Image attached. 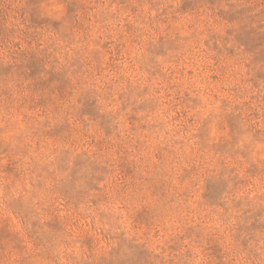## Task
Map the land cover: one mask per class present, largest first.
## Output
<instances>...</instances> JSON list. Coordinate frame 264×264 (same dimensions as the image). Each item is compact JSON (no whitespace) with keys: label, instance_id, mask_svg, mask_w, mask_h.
<instances>
[{"label":"rangeland","instance_id":"rangeland-1","mask_svg":"<svg viewBox=\"0 0 264 264\" xmlns=\"http://www.w3.org/2000/svg\"><path fill=\"white\" fill-rule=\"evenodd\" d=\"M0 264H264V0H0Z\"/></svg>","mask_w":264,"mask_h":264}]
</instances>
